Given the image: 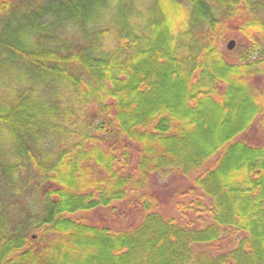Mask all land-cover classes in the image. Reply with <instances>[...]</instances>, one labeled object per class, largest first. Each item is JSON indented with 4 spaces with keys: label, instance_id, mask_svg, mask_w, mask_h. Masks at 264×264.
Segmentation results:
<instances>
[{
    "label": "trees",
    "instance_id": "trees-1",
    "mask_svg": "<svg viewBox=\"0 0 264 264\" xmlns=\"http://www.w3.org/2000/svg\"><path fill=\"white\" fill-rule=\"evenodd\" d=\"M155 1L0 0V264H264V0Z\"/></svg>",
    "mask_w": 264,
    "mask_h": 264
},
{
    "label": "rangeland",
    "instance_id": "rangeland-1",
    "mask_svg": "<svg viewBox=\"0 0 264 264\" xmlns=\"http://www.w3.org/2000/svg\"><path fill=\"white\" fill-rule=\"evenodd\" d=\"M139 4V9H150L151 7L154 6L155 0H138ZM232 39L228 40L227 42L222 43V48L225 50L227 49L228 43ZM234 41L237 43V41L234 39ZM238 45V43H237ZM227 58L229 60L233 59L232 54H228ZM255 138H261L262 133L258 129H256L252 135ZM252 140V139H251ZM126 210H128L126 205H121L115 212H109V210L105 211H93V212H87V213H81L76 216L80 217L81 219H90L94 220L97 223H100L101 225H111V226H116V227H126V226H131L135 223V215L136 212H132L130 215H124L126 214Z\"/></svg>",
    "mask_w": 264,
    "mask_h": 264
},
{
    "label": "water",
    "instance_id": "water-1",
    "mask_svg": "<svg viewBox=\"0 0 264 264\" xmlns=\"http://www.w3.org/2000/svg\"><path fill=\"white\" fill-rule=\"evenodd\" d=\"M235 46H236V42H235L234 40H231V41L228 43L227 48H228L229 50H233V49L235 48Z\"/></svg>",
    "mask_w": 264,
    "mask_h": 264
}]
</instances>
